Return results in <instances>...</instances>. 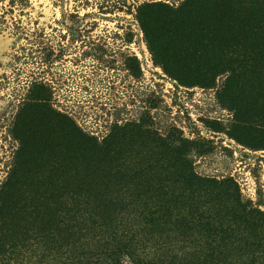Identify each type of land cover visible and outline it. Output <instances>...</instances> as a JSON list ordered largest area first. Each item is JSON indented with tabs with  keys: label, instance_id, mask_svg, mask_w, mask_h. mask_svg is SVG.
I'll return each instance as SVG.
<instances>
[{
	"label": "trees",
	"instance_id": "16d2710c",
	"mask_svg": "<svg viewBox=\"0 0 264 264\" xmlns=\"http://www.w3.org/2000/svg\"><path fill=\"white\" fill-rule=\"evenodd\" d=\"M137 14L149 49L166 46L171 76L211 86L226 74L224 95L247 125L237 99L247 91L264 99V0L151 3ZM15 120L19 145L0 186L8 245L0 254H21L17 229L48 228L43 245L16 264H126L122 253L132 264H264V211L232 181L194 173L184 141L136 123L98 141L37 96Z\"/></svg>",
	"mask_w": 264,
	"mask_h": 264
},
{
	"label": "rangeland",
	"instance_id": "374dc122",
	"mask_svg": "<svg viewBox=\"0 0 264 264\" xmlns=\"http://www.w3.org/2000/svg\"><path fill=\"white\" fill-rule=\"evenodd\" d=\"M182 2L0 0V186L19 145L16 115L37 96L98 141L127 123L173 144L184 141L194 173L232 181L242 199L264 211V135L259 134L264 99L248 91L237 99L244 104L241 118L248 120V129L224 95L225 73L211 86L186 84L163 68L166 46L157 52L148 47L138 8L151 3L176 8ZM128 220L121 223L126 227ZM45 229H17L19 242L26 238L21 254L5 251L0 262L16 264L18 256L25 263L32 244L43 245ZM5 236L1 229L0 244L7 249ZM126 254L118 259L132 264Z\"/></svg>",
	"mask_w": 264,
	"mask_h": 264
}]
</instances>
